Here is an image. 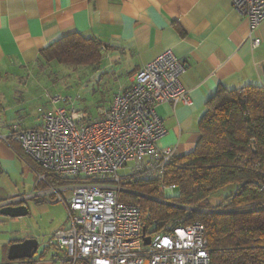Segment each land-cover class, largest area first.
<instances>
[{"label":"built area","instance_id":"built-area-1","mask_svg":"<svg viewBox=\"0 0 264 264\" xmlns=\"http://www.w3.org/2000/svg\"><path fill=\"white\" fill-rule=\"evenodd\" d=\"M231 3L246 19V37L257 47L264 0ZM184 70L167 49L139 68L130 85L97 115L74 106L69 96L53 93L48 98L45 93L50 106L37 108L39 125L13 127V140L40 171L32 168L35 190L9 203L31 197L64 205L68 225L52 233L47 244L63 252L66 264H210L202 223L182 219L167 232L151 231L156 222L146 224L138 204L121 200L123 194L135 193L121 186L122 180H161L174 157L172 147L158 145L166 128L156 107L163 102L190 104L181 84ZM174 188L160 181V198L143 196L188 210L171 201Z\"/></svg>","mask_w":264,"mask_h":264},{"label":"crops","instance_id":"crops-1","mask_svg":"<svg viewBox=\"0 0 264 264\" xmlns=\"http://www.w3.org/2000/svg\"><path fill=\"white\" fill-rule=\"evenodd\" d=\"M246 23L233 10L231 0H0V175L4 176L0 205L24 204L9 202L25 195L2 189L9 184L8 171L19 161L7 140L17 124L23 128L38 126L41 116L37 108L50 106L28 87V75L40 51L51 42L74 32L100 41L104 56L99 67L117 71L126 79L124 87L144 64L171 50L184 64L181 84L190 104L157 105L156 113L166 128L158 145L170 146L174 157H182L197 143L198 120L218 86L237 89L264 83V19L258 25L260 44L255 48L246 37ZM38 200L37 208L44 215L54 216V229L44 242L34 233L10 239L7 247L36 238L42 248L38 247L33 259L18 262L66 264L63 252L49 246L47 240L68 225L67 215L63 220L53 214L54 199Z\"/></svg>","mask_w":264,"mask_h":264},{"label":"trees","instance_id":"trees-1","mask_svg":"<svg viewBox=\"0 0 264 264\" xmlns=\"http://www.w3.org/2000/svg\"><path fill=\"white\" fill-rule=\"evenodd\" d=\"M103 48L92 37L70 33L40 51L36 65L46 70L53 63L96 69ZM197 128L200 136L193 150L173 157L161 180H122L120 185L135 193L123 194L121 200L138 204L146 224L156 222L151 231L167 232L182 219L202 223L210 264H264V83L237 89L218 86ZM7 142L19 159L40 171L12 135ZM160 181L173 184L179 194L171 201L189 209L143 196L160 198ZM229 185L233 190L211 204L210 196Z\"/></svg>","mask_w":264,"mask_h":264},{"label":"rangeland","instance_id":"rangeland-1","mask_svg":"<svg viewBox=\"0 0 264 264\" xmlns=\"http://www.w3.org/2000/svg\"><path fill=\"white\" fill-rule=\"evenodd\" d=\"M31 70L32 72L28 75V78L31 79L30 83L28 79V87L39 93L44 101H46L45 92L48 98L53 93H59L66 97L69 96V98L73 99L74 106L83 109L92 116L97 115L99 108L107 106L116 92L127 88L124 87L126 79L120 78L117 71L111 73L110 70H103L102 66L96 69L93 67L74 69L73 67L57 66L53 63L47 70L44 67L38 68L37 65ZM130 73L132 74V72ZM24 80L20 79L19 81ZM38 115L40 116L39 113ZM120 173H123V171ZM3 178L4 176L0 175V182ZM7 178L9 184L4 185L2 189L8 193L15 191L14 193L20 196H26L27 193L35 190L36 174L23 159L16 161L15 167L8 171ZM232 190L233 186L229 185L214 192L210 196L209 201L211 204H216ZM178 194V189L175 187L170 199L175 200ZM36 202L35 198L31 197L23 200L22 203L27 208V214L24 216L8 217L0 214V264H22L16 260L9 261L7 259L6 247L10 239L38 233L43 238L42 242H44L47 234L54 229L57 223L56 220L55 222L51 221L54 216H51L52 213L44 215L37 208L38 203ZM53 206H55L53 214L64 220L67 215L64 205L61 202H56ZM39 239L41 240V238ZM41 248L42 246L39 247V250Z\"/></svg>","mask_w":264,"mask_h":264},{"label":"water","instance_id":"water-1","mask_svg":"<svg viewBox=\"0 0 264 264\" xmlns=\"http://www.w3.org/2000/svg\"><path fill=\"white\" fill-rule=\"evenodd\" d=\"M0 214L8 217H20L27 214V208L24 204L18 205H2ZM148 238L144 239V243H148ZM38 241L36 238H26L20 242H13L7 248V259L14 260H31L38 251Z\"/></svg>","mask_w":264,"mask_h":264},{"label":"flooded vegetation","instance_id":"flooded-vegetation-1","mask_svg":"<svg viewBox=\"0 0 264 264\" xmlns=\"http://www.w3.org/2000/svg\"><path fill=\"white\" fill-rule=\"evenodd\" d=\"M27 261H29V260H27Z\"/></svg>","mask_w":264,"mask_h":264}]
</instances>
